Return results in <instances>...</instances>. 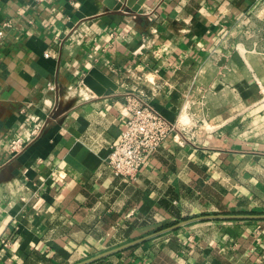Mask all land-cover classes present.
<instances>
[{
	"label": "crops",
	"instance_id": "obj_1",
	"mask_svg": "<svg viewBox=\"0 0 264 264\" xmlns=\"http://www.w3.org/2000/svg\"><path fill=\"white\" fill-rule=\"evenodd\" d=\"M106 1L0 0V264H264V218L211 217L264 213V0ZM131 95L178 125L136 180Z\"/></svg>",
	"mask_w": 264,
	"mask_h": 264
},
{
	"label": "built area",
	"instance_id": "obj_2",
	"mask_svg": "<svg viewBox=\"0 0 264 264\" xmlns=\"http://www.w3.org/2000/svg\"><path fill=\"white\" fill-rule=\"evenodd\" d=\"M2 35L3 31H0ZM51 87L54 88L53 85ZM127 109L129 117L126 127L112 144L107 162L114 173L136 180L147 158L171 133L178 130V125L143 96H129ZM25 145L26 140L22 137L11 140V150L15 154L22 151Z\"/></svg>",
	"mask_w": 264,
	"mask_h": 264
},
{
	"label": "water",
	"instance_id": "obj_3",
	"mask_svg": "<svg viewBox=\"0 0 264 264\" xmlns=\"http://www.w3.org/2000/svg\"><path fill=\"white\" fill-rule=\"evenodd\" d=\"M107 6H109V8H111L112 10H119L123 7L124 2L120 1V0H107L106 1ZM134 9H138L139 6L138 5H133ZM98 79V80H97ZM84 82L86 84H88L91 88H93L95 90V92L99 95L104 94L108 88H115L116 85L113 82V80L111 78H109L106 74L102 73L101 71H99L97 68H93L88 74L87 76L84 78ZM211 217H231V218H241V217H245V218H264V213H234V214H215V215H211ZM189 221L188 220H182L180 222H178L177 224H175L173 226L174 227H178L181 226L185 223H187ZM140 240H134L128 244L119 246L117 248H114L112 250H109L107 252H104L102 254H100V256H104L107 255L111 252L123 249L124 247L137 243Z\"/></svg>",
	"mask_w": 264,
	"mask_h": 264
}]
</instances>
